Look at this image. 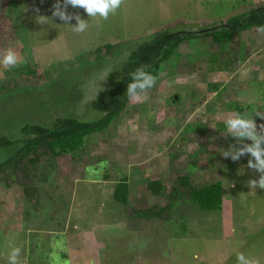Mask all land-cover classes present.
Wrapping results in <instances>:
<instances>
[{
    "label": "rangeland",
    "instance_id": "374dc122",
    "mask_svg": "<svg viewBox=\"0 0 264 264\" xmlns=\"http://www.w3.org/2000/svg\"><path fill=\"white\" fill-rule=\"evenodd\" d=\"M55 3L0 0V56L11 48L21 60L13 69L0 65V136L23 137L26 123L97 117L91 102L139 44L168 29L227 23L264 0H122L107 19L69 6L88 19L82 33L52 16ZM255 111L264 112V29L242 30L229 42L184 41L155 86L82 148L28 165L27 175H0V264H9L14 247L18 264L26 255L27 264H237L239 252L264 264V188L249 184L261 173L247 166V154L222 155L243 146L226 133V119ZM255 119L264 133V118ZM18 145L0 147V162ZM186 175L197 188L221 182L220 207H174V187ZM126 178L129 203L115 202ZM157 180L163 187L155 193L149 183ZM141 209L168 218L143 217Z\"/></svg>",
    "mask_w": 264,
    "mask_h": 264
},
{
    "label": "trees",
    "instance_id": "16d2710c",
    "mask_svg": "<svg viewBox=\"0 0 264 264\" xmlns=\"http://www.w3.org/2000/svg\"><path fill=\"white\" fill-rule=\"evenodd\" d=\"M251 28L264 29V4L230 18L227 23L211 26L205 30L168 29L156 33L139 44L119 68L109 73L107 92L101 99L91 102L93 115L97 114V117L62 116L51 125L26 123L22 126L23 137L13 139L5 135L0 136V147H12L19 143L13 154L0 162V175L8 173L11 179L18 171L27 175L26 169L30 165H39L48 159H54L57 153L82 148L88 135L108 128L128 106L132 99L126 93L131 80L130 74L138 68L144 67L158 78L163 65L184 41L204 36L211 37L216 42H229L240 31ZM25 177L21 176L19 181L24 183ZM189 181L188 175L177 181L174 187V207L186 203L200 206L203 210L208 211L220 207L222 201L221 182L197 188ZM149 187L153 192L158 193L163 184L157 180L150 182ZM129 193L130 186L128 178H126L117 183L113 199L115 202L128 204ZM136 212L143 217L168 218L161 211L155 212L151 209H141Z\"/></svg>",
    "mask_w": 264,
    "mask_h": 264
},
{
    "label": "clouds",
    "instance_id": "9594fccd",
    "mask_svg": "<svg viewBox=\"0 0 264 264\" xmlns=\"http://www.w3.org/2000/svg\"><path fill=\"white\" fill-rule=\"evenodd\" d=\"M122 0H56L53 7L52 16L58 17L65 21L64 25L71 26V30L77 33H82L88 28V19H83L79 15L73 16L68 12L69 6L72 8H83L89 18L100 17L107 19L110 14H115L121 7ZM75 19L77 23L71 21ZM50 18L46 15L37 17V21L41 24L49 23ZM21 60L15 50L9 48L2 56H0V65L5 68L13 69L19 66ZM131 80L127 86V95L129 98H138L146 90L155 86L157 76L152 72L147 71L144 67L138 68L131 73ZM255 116L264 118V112L255 111L254 114H236L230 116L225 121L226 133L234 137L238 142L243 144L242 147L230 145L229 149L224 150L222 155L225 158H231L233 161H238L244 155H249L247 166L261 173L258 180H251L249 184L251 188H256L257 185L264 188V133L258 131ZM264 127V126H262ZM250 140L251 143H243ZM21 249L14 247L8 257L9 264H18V257ZM237 264H252L244 253L236 254Z\"/></svg>",
    "mask_w": 264,
    "mask_h": 264
},
{
    "label": "crops",
    "instance_id": "0c3cea01",
    "mask_svg": "<svg viewBox=\"0 0 264 264\" xmlns=\"http://www.w3.org/2000/svg\"><path fill=\"white\" fill-rule=\"evenodd\" d=\"M28 217L26 216V219H27ZM24 219V218H23ZM23 219H20L19 220V218H18V221H21V220H23ZM31 218L29 217L27 220H30ZM26 220V221H27ZM25 221V222H26ZM30 231L32 230V229H29ZM27 262L28 263H30V258H29V255H26L25 257H24V259H23V262L22 263H20V264H27Z\"/></svg>",
    "mask_w": 264,
    "mask_h": 264
},
{
    "label": "water",
    "instance_id": "95a60500",
    "mask_svg": "<svg viewBox=\"0 0 264 264\" xmlns=\"http://www.w3.org/2000/svg\"><path fill=\"white\" fill-rule=\"evenodd\" d=\"M216 27H219V26H216ZM216 27H214V28H216ZM214 28H211V29H214ZM14 178H15V176H13Z\"/></svg>",
    "mask_w": 264,
    "mask_h": 264
}]
</instances>
